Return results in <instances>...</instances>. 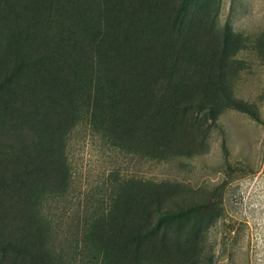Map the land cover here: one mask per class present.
<instances>
[{
  "label": "rangeland",
  "instance_id": "obj_1",
  "mask_svg": "<svg viewBox=\"0 0 264 264\" xmlns=\"http://www.w3.org/2000/svg\"><path fill=\"white\" fill-rule=\"evenodd\" d=\"M101 202L104 264H264V0H0V264Z\"/></svg>",
  "mask_w": 264,
  "mask_h": 264
},
{
  "label": "trees",
  "instance_id": "obj_2",
  "mask_svg": "<svg viewBox=\"0 0 264 264\" xmlns=\"http://www.w3.org/2000/svg\"><path fill=\"white\" fill-rule=\"evenodd\" d=\"M232 103L236 108L256 118L254 112L245 104L238 103L234 100L232 101ZM106 207H108L107 204H104L102 202L98 203L96 207L90 210V212L88 211L84 216L82 215V218L80 217V215L77 216L75 220L71 219V226L73 227V231L70 233V237L68 239H65L66 243L69 245L66 247L62 246L57 250V254L61 257L62 264H104L103 257H101L100 254L93 247H91V243L89 239L86 238V235L87 233L89 234L91 228H93L98 220L104 215V213L106 212ZM188 212L189 210L181 211L176 215V217H184L188 215ZM3 248L7 249L13 247L8 243L3 246ZM5 249H3V251ZM22 251L27 254V251L24 248L22 249ZM49 252L54 253L55 249L51 248L49 249ZM49 252L47 250L45 252H41V250H39V252H37L38 254L28 253V264H33L34 261L40 262V264H45V262H47V264H50L49 260L51 256L49 255ZM42 257H47L46 261H43ZM78 257L80 259H78Z\"/></svg>",
  "mask_w": 264,
  "mask_h": 264
}]
</instances>
